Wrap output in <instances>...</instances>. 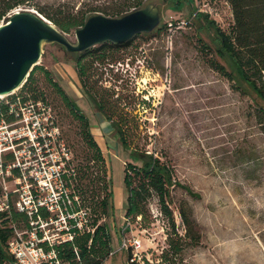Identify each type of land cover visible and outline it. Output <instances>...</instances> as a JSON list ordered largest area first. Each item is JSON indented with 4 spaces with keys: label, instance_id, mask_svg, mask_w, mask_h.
Returning a JSON list of instances; mask_svg holds the SVG:
<instances>
[{
    "label": "rangeland",
    "instance_id": "obj_1",
    "mask_svg": "<svg viewBox=\"0 0 264 264\" xmlns=\"http://www.w3.org/2000/svg\"><path fill=\"white\" fill-rule=\"evenodd\" d=\"M112 1L35 0L55 14L60 4L66 3V11L76 12ZM149 3L161 11L159 26L150 33H138L132 44L119 52L117 61L103 67L102 82L115 90L113 98L118 94L128 96V103L122 101L120 106L129 118L136 117L142 123L137 131L131 130L134 146L160 156L172 167L174 178L192 188L195 195L181 186L171 187L170 207L178 235L170 220L159 213V199L154 193L147 199L146 220L142 224L133 222L126 229L127 154L121 152L114 131L105 134L100 128L92 129L111 168L114 187L115 215L108 219L114 253L105 264H132L128 248L133 250L134 238L142 240L139 254L150 264H264V131L258 108L249 94L212 67L213 59L224 63L214 51V30L205 18L195 16L196 11L207 14L209 21L229 33L234 25L232 6L227 0H191L180 8H171L168 0ZM175 19L189 22L172 30L163 27ZM159 27L163 28L157 31ZM66 35L77 41L75 29ZM42 52L37 65L48 68L82 112L99 122L102 114L86 96L74 62L61 46L45 43ZM34 78L45 100H28L18 109L16 105L18 113L12 125L0 131V141L8 133L26 138L5 151L12 150L16 165L33 182L19 184L12 173L4 171L0 183L11 192L13 205L19 199L28 202L30 189H34L41 203L48 202L52 208L49 223L35 222L33 234L21 222L14 225V237L26 250L19 264H37V252L31 247L32 242L40 241L37 231L44 235L41 241L63 240L70 237L63 233L70 227L66 216H84L83 211L69 213L74 205L66 193L71 190L59 173L66 162L71 160L72 166L84 164L91 154L81 122L61 94L40 69ZM26 95L22 85L3 100L13 103ZM38 134L44 138L41 145L35 139ZM77 200L80 203L79 197ZM182 204L192 208L201 234L198 244L185 237L179 213ZM30 205L34 208V203ZM170 236L178 242L177 252L169 251ZM124 240L128 247L123 245ZM163 252H168L167 258ZM40 258L43 264H50Z\"/></svg>",
    "mask_w": 264,
    "mask_h": 264
},
{
    "label": "trees",
    "instance_id": "obj_2",
    "mask_svg": "<svg viewBox=\"0 0 264 264\" xmlns=\"http://www.w3.org/2000/svg\"><path fill=\"white\" fill-rule=\"evenodd\" d=\"M115 1V2H114ZM152 0H113L108 5H91L88 8L79 9L76 12L70 9L66 11L67 4H60L58 11L51 13L35 0H0V23L8 20L9 15L16 9L33 7L46 18L50 19L60 29L71 32L85 24L86 20L97 13H103L111 17H120L124 14L145 7ZM172 2L171 8H180L183 2L191 0H168ZM233 10L234 25L231 32H226L213 21L208 20V15L199 11L195 12L198 18H205L214 30L213 43L216 55L224 61L211 60L214 69L234 81L238 88L249 94L257 105L260 123L264 131V0H227ZM179 19H175L176 21ZM172 21V20H171ZM163 27L167 28V23ZM163 27H159L160 31ZM135 34L124 42L104 41L85 51L69 52L61 46L71 61L74 62L76 73L87 97L95 107L110 122L114 132L118 135L121 152L127 154L124 166V182L127 188V207L125 212L126 229L127 219L130 226L133 222L142 224L147 218V199L154 193L159 199L160 212L171 223L172 230L178 235L172 203L171 187L181 186L189 193L195 195L192 188L182 184L174 178L172 167L153 152L134 146L131 130L137 131L142 123L136 118H129L122 101L126 102L128 96L118 94L113 98L115 90L104 86L103 67L118 60L120 51L128 48ZM210 47V46H209ZM41 70L48 82L61 94L67 106L75 113L82 125L83 135L87 146L91 150L90 157L84 164L72 166L71 160L59 173L64 184L71 191L66 196L73 202L69 213L84 212L81 217L66 216L70 223L67 233L70 237L56 242L43 241L40 245L45 251H53L56 257L65 264H105L114 253L112 246L113 234L108 223L111 215H115L114 187L111 168L108 165L101 144L91 129L90 118L82 112L74 100L65 91L63 86L52 77L51 71L45 66H35L27 81L23 84V90L27 95L22 96V102L28 100H45L39 90L34 75ZM9 104H3L0 109V119L11 121L15 118V111L10 112ZM40 144L44 141L37 138ZM15 161L12 152L4 156V166ZM13 175L20 176L21 169H12ZM3 188L0 186V196ZM64 197V196H63ZM79 197V200H77ZM61 200H58L59 203ZM60 207L59 204H57ZM38 212L30 216L25 211L18 210L13 203L8 212L0 213V264H9L13 261V254L9 249V241L14 237V225L23 223L30 230L31 222L39 219L50 221L51 211L47 205H39ZM180 216L185 225V237L198 244L201 234L197 230V223L192 218V208L182 204L179 207ZM158 220V216L155 217ZM81 224L82 226H79ZM42 233L39 234L42 237ZM169 251L177 252V241L171 236L168 238ZM168 251V252H169ZM163 252V257L168 256ZM131 248H128V259L132 258ZM132 264H150L149 259L143 262L133 261Z\"/></svg>",
    "mask_w": 264,
    "mask_h": 264
},
{
    "label": "water",
    "instance_id": "obj_3",
    "mask_svg": "<svg viewBox=\"0 0 264 264\" xmlns=\"http://www.w3.org/2000/svg\"><path fill=\"white\" fill-rule=\"evenodd\" d=\"M162 20L153 4L120 17L90 16L76 28V42L50 19L33 8H20L0 23V94H11L28 79L42 57L45 43H58L69 52L85 51L104 41L124 42L138 33H150Z\"/></svg>",
    "mask_w": 264,
    "mask_h": 264
},
{
    "label": "built area",
    "instance_id": "obj_4",
    "mask_svg": "<svg viewBox=\"0 0 264 264\" xmlns=\"http://www.w3.org/2000/svg\"><path fill=\"white\" fill-rule=\"evenodd\" d=\"M20 9V8H19ZM16 9V10H19ZM15 10V11H16ZM189 21L184 20V19H179L176 21H168L167 22V28L169 30H172L174 28H180L183 27L184 25H186ZM13 94V93H11ZM10 95V94H8ZM4 97H0V109H2L3 104H9L11 107V111L13 112L15 111V113H18L15 106L18 105L17 109L19 108V106L22 107L23 103L21 98H17L18 100H15L13 103H11L10 101H4L3 100ZM12 121H8L3 117L0 119V131H3L4 128L6 127V129H9V126L12 125ZM8 131V130H7ZM38 137H41L44 141V138L38 134L36 135V140L38 141ZM26 138L20 137V138H14L12 137L9 133L8 136H6V138L3 141H0V177L4 178L3 173L4 171L8 172V173H12V169L13 168H20L21 169V175L20 176H16V175H12L15 176V179L18 180L19 184L23 183V182H27V185H30V183L32 184V178H29L26 176L24 170H22V168L20 167V165H16V160L13 161L12 163L8 164L6 167L4 166V156L6 153L9 152H5L9 149H11V145L14 146V144H17L19 146V143L23 140H25ZM40 144V143H39ZM41 145V144H40ZM12 152V150L10 151ZM13 153V152H12ZM20 163V162H18ZM1 181V178H0ZM0 186L3 188V192L0 196V213L2 212H8L11 209V192L8 190V188L5 185H2L0 183ZM19 186L16 188L18 190ZM31 191V198H28V202L24 201V200H18L17 203L15 204V207L20 210V211H25L27 212L30 216H33L35 213L38 212V207L39 205H47L48 209H52L51 205L48 204V202H42L41 200L38 199V194L35 192V190L30 189ZM34 194V195H33ZM58 201V200H57ZM31 203H34V208L30 205ZM58 203V202H57ZM161 214V212H159ZM159 214H157L156 216H158ZM73 217V216H72ZM35 222L37 223L36 225H39L40 222L41 223H46L48 224V221H45L43 219H41L39 217V219L37 220H33L31 222L32 228L30 230H28L29 233L33 234L36 230V226H35ZM127 225L130 226V220L127 219ZM15 229V226H14ZM42 233L37 231V235H38V239H40L39 242L35 243L32 242V248L37 252L38 255V260H37V264H43L40 257H43L44 259H48L50 261V264H65L63 262H61L57 257L56 254L53 251H45V249L43 248V246L40 245L41 239H43L44 235H42V237L39 236V234ZM43 234V233H42ZM45 241V240H44ZM51 243V242H50ZM123 245L128 247V242L126 240H124ZM131 246L133 247L132 250V258H131V262L133 261H139V262H143L141 255L139 254L140 248L142 246V240L138 239V238H134L133 241L131 242ZM9 249L10 252L13 254V261H11V264H19L21 260L24 259V256L26 255V250L20 245V240L17 237H13L10 241H9ZM41 262H38L40 261Z\"/></svg>",
    "mask_w": 264,
    "mask_h": 264
},
{
    "label": "crops",
    "instance_id": "obj_5",
    "mask_svg": "<svg viewBox=\"0 0 264 264\" xmlns=\"http://www.w3.org/2000/svg\"><path fill=\"white\" fill-rule=\"evenodd\" d=\"M101 117H102L101 119L99 118V122L91 120V129L100 128V130H102V132H104L105 134H110L111 132L114 131L112 126L110 125V122L106 119V117L103 114Z\"/></svg>",
    "mask_w": 264,
    "mask_h": 264
},
{
    "label": "bare ground",
    "instance_id": "obj_6",
    "mask_svg": "<svg viewBox=\"0 0 264 264\" xmlns=\"http://www.w3.org/2000/svg\"><path fill=\"white\" fill-rule=\"evenodd\" d=\"M20 87H18V88H16V89H14L11 93H14L17 89H19ZM8 94H0V97H5V96H7Z\"/></svg>",
    "mask_w": 264,
    "mask_h": 264
}]
</instances>
